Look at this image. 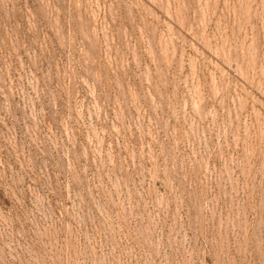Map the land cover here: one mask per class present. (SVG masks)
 Returning <instances> with one entry per match:
<instances>
[{"label":"rangeland","instance_id":"374dc122","mask_svg":"<svg viewBox=\"0 0 264 264\" xmlns=\"http://www.w3.org/2000/svg\"><path fill=\"white\" fill-rule=\"evenodd\" d=\"M0 264H264V0H0Z\"/></svg>","mask_w":264,"mask_h":264}]
</instances>
